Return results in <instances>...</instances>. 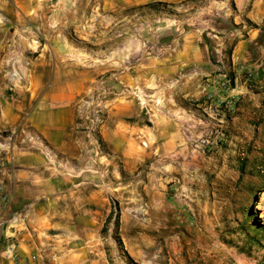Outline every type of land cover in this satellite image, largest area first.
Instances as JSON below:
<instances>
[{
  "label": "rangeland",
  "instance_id": "obj_1",
  "mask_svg": "<svg viewBox=\"0 0 264 264\" xmlns=\"http://www.w3.org/2000/svg\"><path fill=\"white\" fill-rule=\"evenodd\" d=\"M1 1L12 13L0 9L8 91L29 84L21 68H43L42 87L68 90L73 111L53 161L67 183L51 186L39 227L28 224L36 215L6 217L0 179L4 264L9 242L19 264H264L257 0ZM19 106L0 127L3 151L45 145L27 124L29 101Z\"/></svg>",
  "mask_w": 264,
  "mask_h": 264
},
{
  "label": "crops",
  "instance_id": "obj_2",
  "mask_svg": "<svg viewBox=\"0 0 264 264\" xmlns=\"http://www.w3.org/2000/svg\"><path fill=\"white\" fill-rule=\"evenodd\" d=\"M235 1L238 3L237 7H247L252 0ZM256 5L257 12L261 13L264 10V0H257ZM0 9H3L4 13L12 15L11 9L1 0ZM257 17L260 18V15H257ZM15 25L17 26L16 23ZM13 30L12 32L11 29L7 36V41L9 40L11 43V49L12 46L15 47L18 37L17 32H15L16 29ZM1 41L0 38V43ZM4 48V46H0V50H4ZM42 69L21 68L22 73L30 74L29 84L26 81L20 86L15 83L17 86L11 93L8 89L13 84L14 78H11L8 74L12 70L0 68V127L15 124L18 121L19 111L22 110L19 105H27L29 101L32 107L26 119L27 124L37 131L45 144L43 147L38 144H26L22 148L9 151H3V148L0 147V179L10 191L12 197L11 208L9 207L4 214L8 217L10 209H13L14 211H21L28 218L36 215L37 219L33 222L28 221V224L33 227H39L44 216L49 214L51 186L57 183H67L65 179L59 182L56 178L55 170L57 166L53 161L56 160L54 153L57 149H63L64 144L67 143V129L73 124L71 96L68 90L60 86L52 87L50 86L51 83L42 87L43 82L40 80L39 75V73H42ZM180 69L167 68V71L178 72ZM18 99L21 100L18 101ZM23 241L24 239L20 240L19 250L22 256L28 257L32 252V248H27L28 253H26V246ZM29 261L31 263L36 262L34 264L40 263L38 258H31ZM4 263L7 262L0 258V264Z\"/></svg>",
  "mask_w": 264,
  "mask_h": 264
},
{
  "label": "built area",
  "instance_id": "obj_3",
  "mask_svg": "<svg viewBox=\"0 0 264 264\" xmlns=\"http://www.w3.org/2000/svg\"><path fill=\"white\" fill-rule=\"evenodd\" d=\"M0 191L2 193L3 200L8 199L7 193L2 191V188H0ZM4 256L11 262V264H19V256L17 255V246L14 242H9L8 245L4 249Z\"/></svg>",
  "mask_w": 264,
  "mask_h": 264
}]
</instances>
